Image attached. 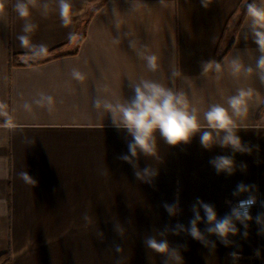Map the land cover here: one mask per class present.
I'll list each match as a JSON object with an SVG mask.
<instances>
[{"label":"crops","instance_id":"1","mask_svg":"<svg viewBox=\"0 0 264 264\" xmlns=\"http://www.w3.org/2000/svg\"><path fill=\"white\" fill-rule=\"evenodd\" d=\"M0 2V257L10 255L0 264H162L165 258L145 246L147 237L167 239L184 264H264V225L255 219L264 214V84L255 72L231 70L232 57L255 68L259 56L245 27L248 0H68L66 26L59 0H35L28 20L15 11L18 0ZM26 23L36 30L24 32ZM20 36L29 38L28 47ZM40 45L47 52L36 55ZM151 54L158 57L154 72L144 59ZM212 60L222 72L204 73ZM143 80L183 93L202 125L188 143L171 146L157 136L154 156L138 154V170L158 173L151 184L121 158L131 137L94 107L96 99L130 101ZM241 88L253 90L247 117L237 118L248 151L205 149L204 113L227 106ZM42 95L53 97L51 109L35 102ZM221 155L233 157L232 175L211 165ZM241 183L255 186L257 202L253 220L247 229L237 222L240 233L228 246L205 232L206 223L199 227L207 247L187 233L172 234L177 223L189 226L198 199L218 217L229 213L248 196L233 195ZM177 202L180 212L170 216L164 204Z\"/></svg>","mask_w":264,"mask_h":264},{"label":"clouds","instance_id":"2","mask_svg":"<svg viewBox=\"0 0 264 264\" xmlns=\"http://www.w3.org/2000/svg\"><path fill=\"white\" fill-rule=\"evenodd\" d=\"M208 3L211 0H207ZM30 5L35 6V0H18L15 5V11L19 17L28 20L31 16ZM205 6H207L205 4ZM3 8L0 2V9ZM44 14L47 15L49 5H43ZM71 14V5L68 0H59V15L62 23L66 26L69 23ZM246 18L248 28L253 42L257 45L259 52L258 58L255 60V68L245 66L243 61L238 57H232L231 70L234 76L240 75L242 72L252 75L254 72L261 82L264 84V0H248L246 4ZM37 25L26 23L23 31L26 33L34 32ZM22 47L30 45L27 36H20ZM47 52V48L43 45L39 46V52L36 55H43ZM147 61V68L150 71H156L159 67L158 57L154 54L144 56ZM224 65L221 62L212 60L203 65L204 73L215 71L220 73L223 71ZM73 77L77 80H83L84 76L79 71L74 70ZM134 97L130 101L116 102L101 101L96 99L94 107L99 110L101 107L111 115L112 123L118 130H125L127 135L131 137L128 141V154L121 157L123 161L129 163L133 169L137 179L145 183L151 184L153 178L158 174L157 171L150 167H145L142 171L139 169L138 154L145 156H154L157 151V136L162 138L168 145L175 146L180 143H188L191 138L201 131L202 125L197 115V110L190 109L187 98L181 92H174L172 89L165 87L161 83L143 80L133 86ZM253 96L252 89L241 88L233 96L227 99V106L221 104L212 105L205 113L207 129L200 134V143L205 149H211L214 145L221 148H231L233 153H244L248 151L240 136L237 134L239 125L238 119L246 118L249 112V101ZM38 105H47L51 109L54 100L51 96H41L35 101ZM26 107H29L26 105ZM215 132V135L213 134ZM222 134V135H221ZM216 172L232 175L236 170V165L231 156H216L210 161ZM246 168V166H243ZM21 179L25 182L34 184L33 179L27 172L20 174ZM255 186H248L243 183L237 185V190L233 193L235 196L248 194L246 199L239 200L235 205H231L230 212L223 217H218L216 209L213 205L197 200L192 205L193 218L189 221V226L185 227L177 223L175 228L170 229L173 235H179L181 232L187 233L193 239L201 242L205 247L209 246V242L204 232L201 231L199 225L206 223L205 232L214 235L221 243L228 246L230 236H236L240 233L237 222L247 229L249 222L253 220L250 209L256 204L257 198L252 195ZM231 204V202H228ZM166 212L170 216H176L180 212L179 204H164ZM203 210V216L201 215ZM256 223L264 225V214H258L255 218ZM166 230H169L166 228ZM163 235V233H161ZM247 232H245V237ZM145 246L151 251L161 254L165 259L162 264H169V260L173 264H184L183 257L179 248H173L169 245L167 239L158 240L155 237H147L144 241ZM185 247L186 250V246ZM212 248L215 245L212 244ZM116 251H123L119 246ZM235 259H239V255L232 253ZM259 256V252L256 253Z\"/></svg>","mask_w":264,"mask_h":264},{"label":"trees","instance_id":"3","mask_svg":"<svg viewBox=\"0 0 264 264\" xmlns=\"http://www.w3.org/2000/svg\"><path fill=\"white\" fill-rule=\"evenodd\" d=\"M10 255L9 254H4L3 256L0 257V261L3 260L4 262L10 261Z\"/></svg>","mask_w":264,"mask_h":264},{"label":"built area","instance_id":"4","mask_svg":"<svg viewBox=\"0 0 264 264\" xmlns=\"http://www.w3.org/2000/svg\"><path fill=\"white\" fill-rule=\"evenodd\" d=\"M241 200H242V199H241ZM237 202H238V201H237ZM237 202H236V203H237ZM236 203H235V204H236ZM235 204H234V205H235ZM250 210H251V209H250Z\"/></svg>","mask_w":264,"mask_h":264}]
</instances>
